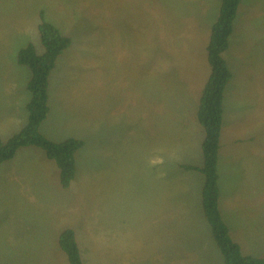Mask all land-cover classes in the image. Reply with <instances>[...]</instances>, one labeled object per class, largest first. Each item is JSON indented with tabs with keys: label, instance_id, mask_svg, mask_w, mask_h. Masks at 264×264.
Instances as JSON below:
<instances>
[{
	"label": "rangeland",
	"instance_id": "rangeland-1",
	"mask_svg": "<svg viewBox=\"0 0 264 264\" xmlns=\"http://www.w3.org/2000/svg\"><path fill=\"white\" fill-rule=\"evenodd\" d=\"M221 6L222 0H0V140L7 142L28 123L31 95L27 86L32 72L20 63L19 54L29 45L40 55L44 52L38 31L43 15L71 39V46L57 59L50 75L49 114L40 131L54 143L71 138L84 142L69 189L63 191L56 163L37 147L22 148L15 171L11 168L7 176L5 170L0 171V187L12 184L9 175L13 172L19 175L30 167L45 172L32 176L30 184L45 183L48 191L56 187L49 210L58 201L78 207L75 234L83 264L220 263L221 254L213 242L200 243L202 226H195L198 230L183 226L186 238L177 241L176 247L162 249L157 244L149 190L151 181L155 178L158 186V178L167 171L166 166L158 168L153 150V109L162 96L165 102L169 96L171 101L178 99L176 84L186 89L188 83L202 86L208 82L207 47ZM260 6L264 9V0H243L239 18ZM262 15L243 33L246 39L239 46L245 53L235 57L237 63L246 64L248 59L256 65L255 77L264 75ZM234 68V73L242 70L241 65ZM252 82L260 86L259 80ZM247 89V85L237 88L234 105L239 111L235 113L232 101L226 111V104L228 116H224L219 152V183L225 199L252 194L255 179L251 172L247 174L248 151L257 153L264 164V113L258 105L264 104V87L252 102H246ZM252 105L257 111L247 109ZM136 126L142 127V133L133 134ZM194 133L191 129L189 137ZM200 135L204 137L202 130ZM188 145L195 146L194 140ZM201 156V149L189 159L183 154L184 164L202 165ZM182 158L175 159L172 167L181 164ZM254 165L255 172L259 163ZM28 180L27 176L19 179L20 183ZM5 195L0 188V264H26L24 259L43 242L26 236L20 239L24 251L13 253L11 238L32 232L36 221L32 216L11 215ZM16 197L23 196L18 192ZM259 220L234 229L238 233H233V240L244 255L264 259V216ZM107 232L113 236L111 250H106ZM194 235L198 240L192 239ZM193 241L198 245L193 246ZM48 258H52L48 264L63 261L59 256Z\"/></svg>",
	"mask_w": 264,
	"mask_h": 264
},
{
	"label": "crops",
	"instance_id": "crops-1",
	"mask_svg": "<svg viewBox=\"0 0 264 264\" xmlns=\"http://www.w3.org/2000/svg\"><path fill=\"white\" fill-rule=\"evenodd\" d=\"M242 3L243 0H241L240 2L237 18L234 22L233 33L230 39V47L224 53V55L227 53L226 61L228 63V66H232L231 68H233V71L230 69L232 74L231 80L232 82L234 80L235 83L228 90L227 86L225 90L223 120L225 115L226 118L228 116V114L225 113V109L226 104L228 103L226 111L229 110L230 101H232L233 103L235 113L236 111H239L237 110L239 107L236 109L234 105V101L239 95L237 91V88L239 86H248V89L246 90L247 95L245 94L246 102H252V100H254V97L258 96L259 89H262L264 87V75H262L261 73L258 77H255L254 75L253 71H255V68L257 67L256 65L249 62L248 59H246V64L237 63V60L235 59V57H240L243 53H245L244 48H241L242 51H240L242 41L246 39V35H243V33H245L246 30L252 28L256 24V21H254L255 17L263 16L262 14L264 12V9H261L260 6L256 8L253 13H245L246 16H242L241 18H239V14L242 9ZM247 46L248 45L246 44V47ZM236 65H241L242 70L234 73V66ZM248 65L250 66V69L247 68ZM207 69L208 73L211 74V67L207 66ZM257 80L260 81V86H257L255 82H252ZM231 83L229 84L231 85ZM206 84L207 82L202 86H198L195 85V83H193L192 85L188 83L187 85L189 86L186 89L185 87H179L181 86L180 83L176 84V95L178 99L171 101L172 99L169 96L168 100H166L168 104H166L164 96H162V100L159 99L153 109V150L157 151L158 168L160 169L163 166L167 167V171L163 174L162 179L158 178L157 180L158 186L155 187L154 178V182L153 180L151 181V187L149 190V198L152 197L153 208H155L153 212L152 224L155 226V236L157 244H159L162 249L176 247L177 241L185 239L186 235L184 233L186 231V228H183V226L186 227V225L192 226L193 230L195 229V226L197 228H200L202 226V228L204 229L203 238L199 239L202 245H205L204 241L213 242L202 207L204 176L197 170L187 171L183 168L184 165L201 168L204 164L203 156H201L203 160L202 165L196 166L184 164L185 161L183 154L187 159H189L192 157V153L194 151L198 149L202 150L205 131L201 124L198 122L196 115L200 96ZM244 104L245 102L243 101L242 97L241 105ZM258 105L259 109L261 108L264 113V104L263 106H260L261 103H259ZM251 108H255V111H257V106L252 105V107H247V109ZM191 129L192 131H195V133L192 137H189ZM182 130L185 132L184 135L182 133ZM201 130L204 133V137L201 135L198 137V131L201 132ZM136 132L138 134L142 133V127L140 129L138 126L133 127V134H135ZM224 134L225 133H223L222 125L221 141L224 138ZM227 136L229 137L228 133ZM253 137L255 138L254 135ZM193 140L195 142V146L190 147L188 145V142ZM250 142L248 141L246 144ZM37 149L41 150L40 148ZM21 150L22 148L17 151L15 157L11 161L5 162L0 165V171L5 170L6 176L9 174L11 168H13V170L15 171L16 160L18 158V155L21 154ZM247 154L249 160L247 174L251 172L255 179V185L251 190L252 194L248 197H239L235 199L230 197V199H225V193L220 189L222 193L220 198L221 214L223 220L229 227L231 237H233L235 241L236 239L233 233L237 235L238 232L234 231V229L237 230L238 228L239 230L244 223L246 225L250 223L249 227L253 224H258L257 222L260 221L259 219L264 216V164H261V162L258 161L256 157L257 153L253 154V151H248ZM178 158H182L180 162L181 164L172 167L175 159ZM256 162L259 163V168L254 172L256 168L254 163ZM40 172L45 173L43 171ZM40 172L38 171V169L35 170L33 167H30L29 169L23 171V173H19V175H17L16 172H13L11 173V175H9L13 176L12 180H9L7 177L5 178L12 184L0 187L1 191L6 193L5 198L8 200L9 206L13 209L14 213L12 212L11 215H22L25 218L32 216L36 221L33 226L32 232L24 233V235L20 238H11L13 240L11 243L13 247V253L16 254L24 251V249L21 248L24 246V244L22 243L23 240L20 239L29 236L28 239L40 240L43 243L39 248H33L31 257L29 256V253V255L24 259L26 264H48V262L52 260V258L48 257L51 256H59L61 259H63V261H61V264H69L68 260H65L67 259V256L59 246V237L64 230L71 227L78 235L77 229L75 227L78 225V215L80 212L78 207L73 208L68 203L67 205H64L65 203H63L62 201H58L49 210V202L57 195L58 190H56V187L53 186L51 187L52 190L48 191V185L45 183H39V186L36 184H30L32 176L41 177ZM21 176H27L29 177V180L25 183H20L19 179L21 178ZM62 189L63 191L67 190L64 188ZM18 192L23 197H16V194ZM47 192L51 194L50 198H47ZM231 217L235 219L234 223ZM179 233H182L183 235L178 236ZM191 237L192 239L195 238L198 240L196 235ZM104 239L105 241H107L106 250H111L113 241L112 232H107ZM197 245L198 244L193 241V246ZM31 246L32 244L30 245V247ZM213 246L218 249L214 242ZM181 248L186 249L185 247ZM219 264H224L222 256Z\"/></svg>",
	"mask_w": 264,
	"mask_h": 264
},
{
	"label": "trees",
	"instance_id": "trees-1",
	"mask_svg": "<svg viewBox=\"0 0 264 264\" xmlns=\"http://www.w3.org/2000/svg\"><path fill=\"white\" fill-rule=\"evenodd\" d=\"M241 0H222L219 19L214 26L207 47L210 78L199 100L197 120L205 131L202 143L204 164L201 168L183 166L185 170H197L204 176L202 207L213 242L219 249L224 264H264V259L247 256L241 246L233 240L229 227L220 210L219 150L224 115V94L232 74L224 53L230 47L234 22ZM44 52L40 55L33 45L21 50L19 61L28 66L32 78L27 86L31 100L27 105L28 123L7 142L0 140V165L11 161L18 150L27 147L42 149L54 161L60 172L62 188H70L75 180L77 152L84 146L79 139H68L61 143L48 140L40 127L49 114V78L57 59L71 46V39L41 15L38 27ZM59 246L69 264H83L75 231L64 230L59 237Z\"/></svg>",
	"mask_w": 264,
	"mask_h": 264
}]
</instances>
